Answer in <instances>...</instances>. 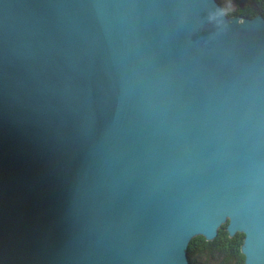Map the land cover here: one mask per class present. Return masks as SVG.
<instances>
[{
    "label": "water",
    "instance_id": "water-1",
    "mask_svg": "<svg viewBox=\"0 0 264 264\" xmlns=\"http://www.w3.org/2000/svg\"><path fill=\"white\" fill-rule=\"evenodd\" d=\"M224 224L264 264V17L0 0V264H190Z\"/></svg>",
    "mask_w": 264,
    "mask_h": 264
},
{
    "label": "trees",
    "instance_id": "trees-1",
    "mask_svg": "<svg viewBox=\"0 0 264 264\" xmlns=\"http://www.w3.org/2000/svg\"><path fill=\"white\" fill-rule=\"evenodd\" d=\"M219 3L220 0H217ZM228 16L264 17V0H238L236 8L229 10L227 4L221 3ZM243 234L236 233L229 237L226 224L222 225L216 237L206 241L202 236L191 239L187 253L190 264H244V256L240 252Z\"/></svg>",
    "mask_w": 264,
    "mask_h": 264
},
{
    "label": "rangeland",
    "instance_id": "rangeland-1",
    "mask_svg": "<svg viewBox=\"0 0 264 264\" xmlns=\"http://www.w3.org/2000/svg\"><path fill=\"white\" fill-rule=\"evenodd\" d=\"M221 3L227 4L229 10H234L236 8L238 0H220Z\"/></svg>",
    "mask_w": 264,
    "mask_h": 264
}]
</instances>
